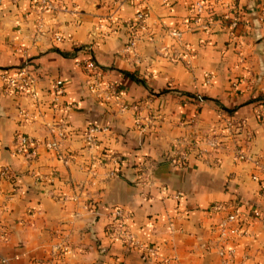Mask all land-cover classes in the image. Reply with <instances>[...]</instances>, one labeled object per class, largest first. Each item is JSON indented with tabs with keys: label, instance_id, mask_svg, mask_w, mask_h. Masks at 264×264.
Returning <instances> with one entry per match:
<instances>
[{
	"label": "crops",
	"instance_id": "0c3cea01",
	"mask_svg": "<svg viewBox=\"0 0 264 264\" xmlns=\"http://www.w3.org/2000/svg\"><path fill=\"white\" fill-rule=\"evenodd\" d=\"M196 1L58 0L56 13L42 14L33 0H0V73L26 66L37 94H7L0 79L5 264H51L64 237L71 252L59 264H224L214 203H236L248 230L234 238L237 257L264 264V186L252 179L254 164L238 159L239 149L264 159V0H209L214 14L193 25ZM138 11L146 29L127 49ZM227 116L246 124L212 150L207 140ZM58 121L69 132L60 149L68 162L44 145ZM91 126L108 131L89 150L79 132ZM20 134L38 141L30 156L15 153ZM191 137L206 154L173 164V145ZM104 150L122 157L119 176L84 169ZM114 207L128 211L136 244L154 245L155 255L109 236Z\"/></svg>",
	"mask_w": 264,
	"mask_h": 264
},
{
	"label": "built area",
	"instance_id": "2783aa9c",
	"mask_svg": "<svg viewBox=\"0 0 264 264\" xmlns=\"http://www.w3.org/2000/svg\"><path fill=\"white\" fill-rule=\"evenodd\" d=\"M34 5L42 14H53L59 9L58 0H33ZM208 12L209 14H214V6L210 4L209 0H197L193 6L191 13L192 18L190 22L193 25H200V19L202 15ZM229 17V14L226 16ZM146 19L147 13L144 11H138L133 20H131L127 26L129 31V38L127 43V49H132L138 38L139 32L146 29ZM237 20L234 18L232 25H236ZM170 35L176 40H181L183 36L182 30H171ZM57 40H61L59 36L56 37ZM184 58L188 61L190 54L186 53ZM0 79L3 82V92L17 93L19 96H29L31 98L37 97L34 90V79L28 73L27 67L23 66L18 71L17 75L11 76L7 71H2L0 73ZM209 81V80H208ZM94 86L92 87V89ZM105 88L111 93L115 92V89L110 85H105ZM106 90V91H107ZM56 94L61 96L64 94L62 81L56 82ZM199 102H203L204 98L201 95L197 96ZM246 121L244 119H237L233 116L225 117L223 121V130L221 135L211 136L207 142L211 146L212 150H218L224 146V143L229 139H234L237 133L244 128ZM108 131V128H100L97 126L88 127L79 132L85 145L89 150L99 147V136L102 133ZM51 138L44 143L45 148L49 151L56 153L60 160L68 162L70 160L69 156L61 152V144L69 137V132L64 121H58L53 124L51 128ZM17 144L15 146V153L26 154L30 156L34 149L38 146V141L28 135L20 134L17 137ZM194 154L197 158H203L206 154L201 148V142L195 137L183 138L179 143L173 145L172 154L170 160L173 164L182 165L188 161L190 155ZM238 159L240 161H248L254 164L257 169V173L252 176V179L258 181L264 186V159L253 158L246 153V150H238ZM123 159L120 155L115 153H102L100 157H95L87 160L84 169L91 176L96 174L97 169L105 168L107 170L108 177H117L120 173L116 170V167L121 165ZM7 168H0V176L8 175ZM142 171V170H140ZM263 174V175H261ZM148 180V179H147ZM148 184L151 181L148 180ZM165 189V188H163ZM210 211L214 213H222L223 219L212 227V231L216 234L218 252L221 256L224 264H248L249 258L247 255H242L237 257V249L235 246L234 238L243 237L248 233L246 227V221L241 215L236 203H214L210 207ZM111 219L107 226V232L112 238L122 240L126 245L139 247L147 252V256H152L157 253V248L153 246H145L141 244H136L131 233L128 230L126 221L130 214L128 211L121 207H114L111 210ZM6 231L2 230L0 234V239L5 240ZM71 252V248L67 243V238L64 237L57 243L51 252V264L63 263L65 257ZM1 263H8L9 259L0 256ZM58 262V263H57Z\"/></svg>",
	"mask_w": 264,
	"mask_h": 264
},
{
	"label": "trees",
	"instance_id": "16d2710c",
	"mask_svg": "<svg viewBox=\"0 0 264 264\" xmlns=\"http://www.w3.org/2000/svg\"><path fill=\"white\" fill-rule=\"evenodd\" d=\"M260 102H264V99H263V101L261 100ZM222 110H226V109L223 108ZM103 153H110V151L109 150H104ZM116 170L120 173L121 165H119L118 167H116Z\"/></svg>",
	"mask_w": 264,
	"mask_h": 264
},
{
	"label": "rangeland",
	"instance_id": "374dc122",
	"mask_svg": "<svg viewBox=\"0 0 264 264\" xmlns=\"http://www.w3.org/2000/svg\"><path fill=\"white\" fill-rule=\"evenodd\" d=\"M238 134H239V133H237L236 135H238ZM249 156H250V155H249ZM251 157H252V159H253V158H257V157H254V156H251ZM248 161L251 162L252 160H248ZM261 175H263V174H261Z\"/></svg>",
	"mask_w": 264,
	"mask_h": 264
}]
</instances>
